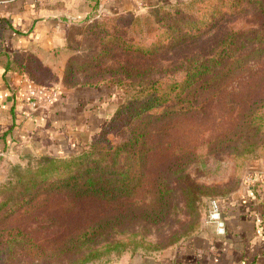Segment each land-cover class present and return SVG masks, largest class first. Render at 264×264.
Instances as JSON below:
<instances>
[{
	"label": "trees",
	"instance_id": "trees-1",
	"mask_svg": "<svg viewBox=\"0 0 264 264\" xmlns=\"http://www.w3.org/2000/svg\"><path fill=\"white\" fill-rule=\"evenodd\" d=\"M4 1L11 0H0ZM93 16L70 26L67 49L71 53L75 51L70 45L71 32L75 28L81 29L84 35L96 36L98 48L84 60L72 54L65 67L62 84L65 87H96L111 81L124 90L126 97L109 116L108 124L98 136L80 149L65 155H24L27 159L25 166L10 163L9 180L7 185H1L4 190L0 189V192H17L18 196L13 209L0 217L2 221L15 215L23 219L27 215L26 221L35 220L41 224L44 216L48 218L50 215L48 208L57 198L69 199L71 208L72 205L87 203L91 208H109L113 203L127 201L133 205L131 220L134 217L159 220L164 208L160 213L156 209L149 210L151 206L145 208L139 198L140 193L148 191L145 167L153 149L149 138L154 126L195 111L209 96L218 94L230 84L241 81L253 84L264 79V0H185L149 6L145 14L126 11ZM247 16L251 19L239 21ZM10 25L8 19H0V63L8 70L25 73L36 86L54 85L47 82L56 81L59 77L35 54L19 52L11 55L5 51L4 30ZM210 37L212 42L206 49L186 53L168 65L159 63L160 66L147 64L136 67L128 60L117 58L121 54L152 61L163 55L164 50L188 46ZM251 99L253 101L237 127L243 134L257 131L261 126L258 133L263 138L264 94L261 97L252 95ZM242 146L240 150L236 149L237 178H241L242 164L251 153L248 143ZM5 161L9 160L0 155V165ZM180 164L183 165L177 158L172 159L168 164L169 174L177 173ZM180 172L183 175L178 178L185 207L196 209L195 204L204 189L190 179L186 169ZM169 186L168 179L159 175L154 180V190L152 186L150 188L155 195L150 202L169 207L170 201L166 198L171 191ZM239 187L240 184L221 199H227ZM213 198L217 197L210 199ZM13 200V196L8 197V201ZM6 203L4 201L3 207ZM120 217L117 214L114 223L120 221ZM56 218L57 214L51 215V221ZM200 225L197 223L191 232L195 233ZM106 227H113V215L108 212L101 214L99 221H91L78 231L58 232L52 237L69 239V251L73 256L82 254L78 259L80 264H86L98 258L99 249L90 243L102 235ZM35 230L40 232L42 229ZM8 231L12 229L8 227ZM10 237L8 243L12 253H16L14 249H20L21 254L35 253L39 258L46 254L47 244L36 242L38 234L31 236L28 227H17ZM62 248L59 246L55 250ZM74 262L77 260L72 264Z\"/></svg>",
	"mask_w": 264,
	"mask_h": 264
},
{
	"label": "rangeland",
	"instance_id": "rangeland-1",
	"mask_svg": "<svg viewBox=\"0 0 264 264\" xmlns=\"http://www.w3.org/2000/svg\"><path fill=\"white\" fill-rule=\"evenodd\" d=\"M136 13L145 14L147 8ZM248 19L251 17H241L239 21ZM70 37V45L75 50L72 51V54H75L74 56L80 60L93 55L98 48L99 40L97 37L84 35L81 29H72ZM211 37L188 46L182 45L168 51L164 50L163 55L152 61L125 57L121 54H118L117 58L121 61L128 60L130 65L136 67H145L147 64L160 66L159 63L168 65L179 60L186 53L206 49L212 42ZM47 83L57 85L58 81L52 80ZM61 87L63 91L64 86ZM263 94L264 79L253 84L243 81L239 84H230L218 94L209 96L205 103L195 111L166 119L154 126V132L149 138V143L153 149L149 152V159L145 167L148 191L140 193L139 198L142 199L145 208L147 205L151 206L149 210L156 209L160 213L164 208L159 220L152 221L137 217L131 220L134 214L133 205L127 201L123 204L113 203L109 208L102 206L91 208L88 203L72 205L71 208L69 199L57 198L56 201H52V207L48 208L50 221L46 216H44V221L41 224L35 220L26 221L27 215L22 217L23 219L15 215L8 220H0V264H72L73 260H77L74 264H80L81 260L78 258H81L82 254L72 255V251H69L71 246L68 244L69 239H54L52 236L58 232L78 231L91 221H99L104 212L113 215V227H106L104 233L99 235L93 243H90L99 249L97 250L99 256L86 264H113V261L126 255L151 256L176 248L191 236L193 233L191 231L197 223H202L205 220L211 197L216 196L222 202L221 197L235 190L238 184H240L239 189L243 184H246L245 178L248 174L257 172L264 174V151H261L264 137L262 138L261 133H258L261 126L257 127V131H248L243 134L237 127L242 123L243 113L254 99H251V96L261 97ZM86 95L85 99H88L86 106L90 110L98 111L94 117V128H92V133L82 135L87 141L69 145L68 153L80 149L82 145L95 139L108 124V116L114 114L119 104L126 97L124 90L111 81L101 83L92 93H86ZM255 133L256 135H254ZM260 138L262 139L260 140ZM244 141L250 145L251 153L242 164L244 167L241 178H237L235 174L236 159L238 158L236 149L240 150L239 148L243 147L242 144H245ZM57 153L61 154L60 151ZM62 153L65 154L66 152ZM45 154L51 153L31 155ZM174 158L183 163V165L180 164V170L177 173H172L176 176L169 174L168 171V164ZM10 163H20L25 166L27 159L21 155L17 160L5 161L0 165V187L2 184L7 185ZM182 169H186L190 179L204 189V193L195 204L196 209L191 210L185 207L181 180L178 178L183 175L180 172ZM159 175L170 182L171 191L166 195L170 201L169 207L154 201L150 202L155 197L150 188L152 186L154 190V180ZM2 189L4 190V188ZM9 196H13L14 200L8 201ZM16 196H18L17 192H0V207H2L0 217L5 215L7 210L13 209L12 205L17 202ZM4 201L8 204L6 203L3 207ZM141 203L137 205L139 206ZM56 211L58 213H55ZM52 214H57V218L53 221H51ZM117 214L121 216L120 221L117 220L114 223ZM8 227L12 229L11 232L8 231ZM17 227L21 229L28 227L31 236L38 234L36 242L41 241L47 244L45 247L47 249L46 254L43 257L39 258L35 253L23 252L21 254L20 249L17 251L14 249L16 253H12L8 240ZM36 228H41L42 232H36ZM108 244L113 245V247ZM59 246L63 248L55 250Z\"/></svg>",
	"mask_w": 264,
	"mask_h": 264
},
{
	"label": "crops",
	"instance_id": "crops-1",
	"mask_svg": "<svg viewBox=\"0 0 264 264\" xmlns=\"http://www.w3.org/2000/svg\"><path fill=\"white\" fill-rule=\"evenodd\" d=\"M180 1L185 0L0 2V19L11 23L4 30L5 51L11 55L35 54L58 75L56 84L62 86V75L72 55L67 49V34L73 23L96 14L139 12ZM31 86L35 85L25 73L8 70L0 63V153L5 159L41 153L65 155L69 145L87 141L82 135L92 133L98 111L86 106L85 96L98 86H64L57 101L33 111L27 99ZM222 211L227 224L224 235L204 220L176 248L151 256L126 255L113 264H264V187L243 184L222 200Z\"/></svg>",
	"mask_w": 264,
	"mask_h": 264
},
{
	"label": "built area",
	"instance_id": "built-area-1",
	"mask_svg": "<svg viewBox=\"0 0 264 264\" xmlns=\"http://www.w3.org/2000/svg\"><path fill=\"white\" fill-rule=\"evenodd\" d=\"M62 92V87L59 85L31 86L27 90L28 106L33 111L40 106L50 105L60 98ZM245 181L247 185L260 184L264 187V174L261 172L248 174ZM205 221L214 225L219 235H224L227 232V224L223 217L222 202L220 199H210Z\"/></svg>",
	"mask_w": 264,
	"mask_h": 264
}]
</instances>
